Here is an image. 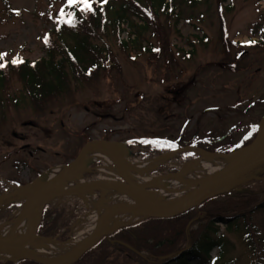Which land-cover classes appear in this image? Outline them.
I'll return each mask as SVG.
<instances>
[{
  "label": "rangeland",
  "instance_id": "374dc122",
  "mask_svg": "<svg viewBox=\"0 0 264 264\" xmlns=\"http://www.w3.org/2000/svg\"><path fill=\"white\" fill-rule=\"evenodd\" d=\"M65 1L0 0V54L30 62L44 57L42 38L51 31L52 18ZM183 1L176 0L174 13L158 15L156 28L148 27L127 48L120 43L130 31L125 24L126 33L98 40L109 50L114 65L107 63L109 67L93 81L39 111L9 108L0 123V198L14 188L26 187L44 171L68 166L92 140L113 143L137 163L169 154L149 173L166 177L183 174L199 156L197 150L230 155L244 148L245 137L255 138L264 118V46L251 42L264 33V0ZM11 89L17 91L14 82ZM25 145L27 149L22 148ZM105 165L103 158L89 163L82 173L84 182H123L120 175L100 176L99 168ZM262 188L264 165L194 208L185 219L186 223L193 219L191 236L207 226L214 214L224 220H216L217 233L210 234L220 241L218 246L191 264H264V208H255L263 198ZM88 192L97 198L102 193ZM234 193L253 194L257 200L248 203L243 198L237 202L243 205L232 208L225 195ZM77 195L57 197L56 203L44 205L37 237L66 242L76 231H87L91 206ZM21 202L16 194L1 203L0 225L14 221ZM45 210L53 215L45 216ZM238 212L245 217L233 219ZM52 226L57 234L48 237ZM127 226L100 240L113 241L117 230ZM146 244L139 254L143 259L125 258L120 250L122 254L115 255L111 264L164 261L176 248L187 245L178 230L170 240L149 237ZM99 249L82 261L95 258Z\"/></svg>",
  "mask_w": 264,
  "mask_h": 264
},
{
  "label": "trees",
  "instance_id": "16d2710c",
  "mask_svg": "<svg viewBox=\"0 0 264 264\" xmlns=\"http://www.w3.org/2000/svg\"><path fill=\"white\" fill-rule=\"evenodd\" d=\"M192 1L196 0H184L183 2ZM91 3V11H81L83 5L69 6L68 1H65L54 15L55 17L52 18L51 31L42 38L44 57L34 62L22 60L20 57L7 58L3 56V59H0V63L5 65L0 68V123L5 121L9 108L39 111L48 103L70 95L80 85L96 79L102 69L109 67L106 65L107 63L114 65V59L109 50L98 40L114 34L126 33L122 28V25L125 24L130 31L126 33L127 40H120V43L127 48L148 27L153 25L156 28L154 22L158 15L174 13L176 10V0H107V2L91 0ZM7 8L10 7L7 5ZM62 9L65 13L63 17L61 16ZM68 13L74 14L72 24L65 22L68 19ZM253 42L256 45L264 46V33L260 34V38ZM141 48L144 49V47ZM13 59L22 61V63L13 64L11 63ZM12 82L17 85V91L11 89ZM248 138L243 141L242 147L250 144L254 137ZM260 191L263 198L255 208H264V188ZM247 195L234 193L225 196L227 197L226 201H230L232 208H238L243 204H237V202L243 201V198L248 203L257 200L253 194ZM194 211L196 209L193 208L179 216L165 220L143 219L130 226L120 228L114 234L116 237L113 235V241L99 240L72 264H111L115 255L122 254L119 252L120 250L125 252V258L140 257L139 254L142 248L147 246L146 242L149 237L156 241L170 240L176 230L182 240L185 238L186 247L183 249L180 247L179 250L176 248L177 254L170 258H164V261L159 258L158 261L145 259V263L191 264L195 260L198 261L202 253L209 254L220 243V241L214 240L210 234L215 236L217 228H214V223L216 220L223 221L224 217L218 213L213 217L210 216L209 224L200 227L191 236L189 223L193 219L187 223L185 219L193 215ZM46 212L45 210V216ZM51 215L53 214H47L49 217ZM56 217L55 214L52 218L53 226H55ZM244 217V213L238 212L233 219H243ZM53 226L50 228L48 237L57 234V230ZM96 248L100 249L95 258L83 262L84 257ZM3 264L38 263L30 260H18L15 263L7 261Z\"/></svg>",
  "mask_w": 264,
  "mask_h": 264
},
{
  "label": "bare ground",
  "instance_id": "6f19581e",
  "mask_svg": "<svg viewBox=\"0 0 264 264\" xmlns=\"http://www.w3.org/2000/svg\"><path fill=\"white\" fill-rule=\"evenodd\" d=\"M114 148V152H112L104 145L91 146L84 155L79 170L75 175L64 179L54 187L53 191L61 193L85 183L82 173L88 170L87 166L89 163L103 158L106 160V165L99 168L100 176L104 173L112 174L113 176L121 173L136 186H151L155 188L156 191H150L151 193L139 192L141 201L145 205L156 210H167L189 195L202 179L222 170L231 164L237 157L236 152L227 156H214L208 152L197 150L196 152L199 156L190 162L183 174L180 173L178 175H168L164 177L151 176L149 173L169 154L144 163H137L127 159L126 155L117 147L114 146ZM260 155H264V120L261 124L259 143L252 154V158ZM64 169V166H57L50 169L48 171V178L59 174V172H62ZM46 181L47 179H44L41 183ZM235 183V178L230 176L223 180L220 185L213 188V191L228 189L234 186ZM33 190L34 189H28L27 187L14 188L0 198V205L1 203L11 201L16 194H18V198L22 201L19 210L16 212L14 221L9 225H0L1 239H5L7 242H17L19 245L23 244L28 236L29 228H31L37 218L41 216L44 205L49 202L54 204L58 201V198H39L35 202L30 219L26 220L23 215V207ZM101 195L100 198H97L89 192L77 195L91 206V214H88L86 217L88 219L86 232L81 230L76 231L75 235L70 240L63 242V244L58 243L56 240L36 237L24 252L37 256L43 260H56L64 255L75 252L87 242L97 220L101 217L104 206L134 203L131 196L118 187L103 186ZM136 219L137 217L123 211L108 214L105 218L102 231L110 234L119 226L130 224ZM17 258L18 256L13 252L0 247V261L9 260L15 263L18 261H15Z\"/></svg>",
  "mask_w": 264,
  "mask_h": 264
},
{
  "label": "water",
  "instance_id": "95a60500",
  "mask_svg": "<svg viewBox=\"0 0 264 264\" xmlns=\"http://www.w3.org/2000/svg\"><path fill=\"white\" fill-rule=\"evenodd\" d=\"M260 136H261V126L258 128V132L254 140L248 146L236 152L237 157L231 164H229L222 170L216 172L215 174L202 179L198 183L196 188L189 195H187L178 204L167 210H156L154 208L145 205L139 197V192L148 193L149 192L148 189L151 186H136L126 176H124L121 173L119 175L123 180V182L117 180H95L87 183L85 182L81 185L75 186L61 193L54 192L53 189L56 185H58L64 179L75 175V173L79 170L84 155L91 146L104 145L107 146L112 152H114L115 148L113 143L108 141L92 140L81 148V150L74 158V160L70 162V164L66 166L64 170H62V172H59V174H56L55 176L48 178V171H44L26 186L28 189H34V190L26 200L25 205L23 207L24 218L26 220L30 219L34 209L35 202L41 197H46V198L67 197L70 195H77L80 193L94 191V190H98L102 192L103 186H115L120 189H123L131 196V198L134 200V203L111 204L104 206V210L101 214V217L97 220V223L94 229L92 230L87 242L83 246H81L77 251L64 255L61 258H57L56 260H43L37 256L27 254L24 252V250L29 245H31V243L37 237V231L41 217H38L37 220L34 222L33 226L29 228L28 236L23 244L19 245L17 242H7L5 239L0 238V247L8 251H11L15 255H17L18 258L15 261L30 260L38 264H72L76 262L87 250L93 247L103 236L108 235V233L102 231L105 223V218L107 217L108 214L123 211L137 217V219L131 222L130 224H133L143 219H161V220L170 219L179 216L193 208L198 207L204 201L210 199L215 195L227 192L228 190L232 189L233 186L225 190L213 191V188H215L217 185H220L223 182V180H225L226 178L233 176L237 181L243 175L264 165V155H260L258 157L252 158V154L254 153L259 143ZM214 156H227V155L215 154ZM44 179H47V181L41 183V181ZM101 196L102 195L100 194V197ZM130 224L121 225L119 227L127 226ZM58 243L63 244V242H58Z\"/></svg>",
  "mask_w": 264,
  "mask_h": 264
},
{
  "label": "snow or ice",
  "instance_id": "6c2138e0",
  "mask_svg": "<svg viewBox=\"0 0 264 264\" xmlns=\"http://www.w3.org/2000/svg\"><path fill=\"white\" fill-rule=\"evenodd\" d=\"M105 2H107V0H105ZM76 4H81L83 5V7L81 8V11H91L92 10V3H91V0H68V5L69 6H73V5H76ZM65 15L63 9L61 10V16L63 17ZM68 19L65 21L66 23L68 24H72L73 23V19H74V14L72 13H68ZM254 43V42H252ZM3 55L4 54H0V59H3ZM11 63L13 64H17V63H22V61H18L16 59H13L11 61ZM5 65L0 63V68L4 67ZM255 130V129H253ZM245 139H247V137H245ZM145 143H156V144H161L162 142L161 141H144ZM163 143H166V142H163ZM169 146L170 147H175L174 144H171L169 143ZM237 147H239V145H237Z\"/></svg>",
  "mask_w": 264,
  "mask_h": 264
},
{
  "label": "flooded vegetation",
  "instance_id": "af4514ba",
  "mask_svg": "<svg viewBox=\"0 0 264 264\" xmlns=\"http://www.w3.org/2000/svg\"><path fill=\"white\" fill-rule=\"evenodd\" d=\"M15 138H17V136H16V134L15 135H13ZM24 138H20V140H23ZM23 149H27L28 148V146L27 145H25L24 147H22ZM29 156H32V152L30 151L29 153ZM177 254V252L176 253H174V254H171V255H176Z\"/></svg>",
  "mask_w": 264,
  "mask_h": 264
}]
</instances>
